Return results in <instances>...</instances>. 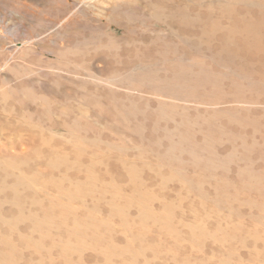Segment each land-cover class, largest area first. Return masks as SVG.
Returning a JSON list of instances; mask_svg holds the SVG:
<instances>
[{
	"label": "rangeland",
	"instance_id": "374dc122",
	"mask_svg": "<svg viewBox=\"0 0 264 264\" xmlns=\"http://www.w3.org/2000/svg\"><path fill=\"white\" fill-rule=\"evenodd\" d=\"M0 163L3 264H264V0H0Z\"/></svg>",
	"mask_w": 264,
	"mask_h": 264
},
{
	"label": "bare ground",
	"instance_id": "6f19581e",
	"mask_svg": "<svg viewBox=\"0 0 264 264\" xmlns=\"http://www.w3.org/2000/svg\"><path fill=\"white\" fill-rule=\"evenodd\" d=\"M61 161H62V160H61ZM0 164H1V163H0ZM6 166H8V165H6ZM8 167H9V166H8ZM10 169H11V166H10ZM8 171H9V170H8ZM117 171H118V170H117ZM7 173H9V172H7ZM10 174H11V173H10ZM10 174H9V175H10ZM6 176H7V174H6ZM20 176H22V175H20ZM20 176H19V177H20ZM16 177H17V179L19 178L18 176H16ZM16 177H15V178H16ZM23 182H24V180H22V179H18V180H17L18 185H19V184H22ZM13 183H14V182H13ZM5 184H6V183H5ZM14 184H15V183H14ZM14 184H13V185H14ZM27 184H28V183H27ZM27 184H26V185H27ZM9 185H10V184H9ZM13 185H11V186H13ZM31 185H32V184H31ZM24 186H25V185H24ZM29 186H30V185L25 186L26 189H27ZM13 187H14V186H13ZM13 187H12V190L15 189V188H13ZM90 187H91V186H90ZM90 187H89V188H90ZM19 188H20V187H19ZM29 188L31 189L32 187L30 186ZM0 189H1V188H0ZM30 189H28V190H30ZM15 191H16V190H15ZM18 191H19V190H18ZM130 191H131V190H130ZM7 192H8V191H7ZM19 192H20V191H19ZM16 193H17V192H16ZM0 194H1V193H0ZM7 195H8V194H7ZM12 195H14V194H12ZM82 195H83V194H82ZM21 196H22V195H21ZM2 198H3V197H2ZM2 198H0V199H2ZM12 198H13V199H12V204L15 205L16 207L19 206V202L17 201V195H15V196L12 197ZM7 200H8V199H7ZM21 202H22V201H21ZM0 203H1V202H0ZM10 204H11V203H10ZM12 204H11V205H12ZM3 205H4V204H3ZM0 207H1V205H0ZM52 208H53V207H52ZM18 210H19V209H18ZM0 212H1V211H0ZM33 214H34V213H33ZM33 214H32V215H33ZM22 215H23V214H22ZM43 215H44V214H43ZM0 216H1V215H0ZM26 216H28V215H26ZM33 216H34V215H33ZM41 216H42V215H41ZM35 217H36V216H35ZM35 217L31 218V219H32V222H33V228H34V231H35V230H38V231H39L40 229L43 228L44 223H46V219L43 220V221H41V219L39 220V219H37V218H35ZM48 217H49V216H48ZM53 217H54V216H53ZM18 218H19V217H18ZM44 218H45V217H44ZM29 219H30V218H29ZM19 220H20V218H19ZM23 220H24V219H23ZM25 220H27V219L25 218ZM25 220H24V221H25ZM56 220H57V219H56ZM16 221H18V219H16ZM27 221H28V220H27ZM29 221H30V220H29ZM29 221H28V222H29ZM47 221H48V220H47ZM78 221H79V220H78ZM83 222H84V221H83ZM6 223H7V222H6ZM53 223H54V222H53ZM85 223H86V222H85ZM10 225H11V224H10ZM10 225H9V226H10ZM45 225H46V224H45ZM60 225H61V224H60ZM60 225H59V226H60ZM54 226H55V225H54ZM79 227H80V225H79ZM51 228H52V227H51ZM38 231H36V232H38ZM41 232H42V231H41ZM24 233H25V232H24ZM38 234H39V233H38ZM73 234H74V235L78 234V231H77V230L73 231ZM45 235H46V232H45ZM71 235H72V234H71ZM42 236H43V233H42ZM35 246H36V245H35ZM37 248H38V247H37ZM6 260H8V259H6ZM4 262H5V259H0V264H3Z\"/></svg>",
	"mask_w": 264,
	"mask_h": 264
}]
</instances>
